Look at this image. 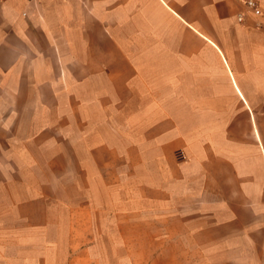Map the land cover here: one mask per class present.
Wrapping results in <instances>:
<instances>
[{
  "label": "crops",
  "instance_id": "crops-1",
  "mask_svg": "<svg viewBox=\"0 0 264 264\" xmlns=\"http://www.w3.org/2000/svg\"><path fill=\"white\" fill-rule=\"evenodd\" d=\"M243 5L0 0V191L20 141L98 166L142 149L148 218L183 215L218 261L264 264V29Z\"/></svg>",
  "mask_w": 264,
  "mask_h": 264
},
{
  "label": "rangeland",
  "instance_id": "rangeland-1",
  "mask_svg": "<svg viewBox=\"0 0 264 264\" xmlns=\"http://www.w3.org/2000/svg\"><path fill=\"white\" fill-rule=\"evenodd\" d=\"M256 2L260 14L243 5L238 22L249 16L264 29V9ZM26 142L9 149V180L0 191V206L8 204L0 264H224L207 246L192 243V229H178L183 215L172 216L168 229L160 228L159 214L148 218L145 150L138 149L135 166L123 155H105L114 164L83 165L85 150L23 148Z\"/></svg>",
  "mask_w": 264,
  "mask_h": 264
},
{
  "label": "built area",
  "instance_id": "built-area-1",
  "mask_svg": "<svg viewBox=\"0 0 264 264\" xmlns=\"http://www.w3.org/2000/svg\"><path fill=\"white\" fill-rule=\"evenodd\" d=\"M243 4L249 13H251L253 15H259L260 14V9L258 7L256 0H243ZM244 15H245L244 13H240L238 15V20L243 21Z\"/></svg>",
  "mask_w": 264,
  "mask_h": 264
}]
</instances>
